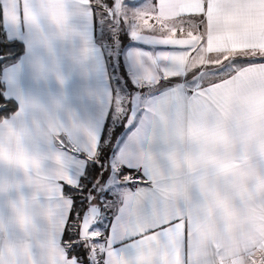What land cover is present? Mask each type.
<instances>
[{
  "label": "crops",
  "instance_id": "1",
  "mask_svg": "<svg viewBox=\"0 0 264 264\" xmlns=\"http://www.w3.org/2000/svg\"><path fill=\"white\" fill-rule=\"evenodd\" d=\"M27 2L36 18L34 24L24 19L25 0H0L5 32L25 46L24 54L2 70L5 95L17 102L18 110L0 121V131L7 126L25 136L26 149L44 169L46 194H38L37 205L26 208L35 227V239L40 242L46 237L55 264H74L65 260V245L61 240L71 206L68 199L71 195L65 193L64 186H76L67 182L77 179L80 183L88 163L95 159L96 137L99 136L100 142L114 105L105 47L111 41V34L98 21V13L103 18L106 7L102 9L94 0L91 10L81 8L77 0H65L69 31L64 34L41 9L44 0ZM13 4L19 13L18 23L10 22L7 17ZM193 12H204L208 19L210 40L199 52L204 59L207 54H217L218 61L264 51V0H173L168 15ZM132 39H125L124 48L127 49ZM197 43L198 39L194 46ZM136 50L163 49L158 45L147 47L143 41L136 40V45L125 51L131 74L143 82V69L133 58ZM180 55L182 66L169 70L177 74V79L187 70L186 52ZM225 63L230 60L225 59ZM155 71L159 69L153 68ZM207 74L199 77L194 87L175 81L158 92L148 93L141 88L144 86L132 89L128 101L132 105L128 107L124 129L110 159L119 169L122 163H131L129 169L137 176L131 174L134 183L125 181L126 185H117L109 191L106 205L109 204L110 219L102 238L108 264H113L114 257L122 259L123 254L131 255L133 248L152 244L159 249V264H193L190 230L180 240L149 231L161 218L180 216L185 220L166 194L162 158L179 150V134L183 130L217 124L242 104L264 99L262 64L233 65L220 84L201 89L200 84L207 82ZM30 193L24 170L0 158V224L8 226L10 236L17 235L10 203ZM133 195L139 197V216L125 221L114 232V225L126 217L127 202ZM41 211L47 216L45 225L39 219ZM110 234L111 244L107 245ZM33 252L38 264H42L43 249L38 243ZM249 264H258L255 252Z\"/></svg>",
  "mask_w": 264,
  "mask_h": 264
},
{
  "label": "clouds",
  "instance_id": "2",
  "mask_svg": "<svg viewBox=\"0 0 264 264\" xmlns=\"http://www.w3.org/2000/svg\"><path fill=\"white\" fill-rule=\"evenodd\" d=\"M179 150L162 158L166 194L185 216L193 243V264H249L255 252L264 264V99L242 104L217 124L192 126L179 134ZM28 158L29 195L10 203L17 235L0 224V264H38L33 249H43L42 264H55L46 237L35 239L26 208L45 195L44 169L25 147V136L0 131V158L5 154ZM42 225L46 214L39 216ZM190 221V222H189ZM137 257L140 259L137 260ZM155 244L131 249L113 264H159Z\"/></svg>",
  "mask_w": 264,
  "mask_h": 264
},
{
  "label": "snow or ice",
  "instance_id": "3",
  "mask_svg": "<svg viewBox=\"0 0 264 264\" xmlns=\"http://www.w3.org/2000/svg\"><path fill=\"white\" fill-rule=\"evenodd\" d=\"M77 3L81 8L91 10L92 0H77ZM101 7H106L110 17L114 19L123 18L125 24L129 25L130 35L133 39L143 41L149 45L162 46L163 50L161 51L144 52L136 50L133 53L135 62L143 69L141 77L144 85L155 86L160 84L162 78L171 81L172 77H177L174 71L170 73L169 70H174L182 66L180 54L191 50L194 46V41L197 39L200 45H205L210 40L208 19L205 13L193 12L181 13L178 16L168 15L173 8V0H154V2L147 7L132 12L130 16L127 14L124 0H112L110 7L102 3ZM41 9L51 18L53 23L59 28L61 34L69 31V14L66 11L65 0H44L41 4ZM7 17L12 23L19 22L20 17L15 4L11 6V10L7 13ZM24 19L29 23L34 24L36 22V18L27 0H25L24 3ZM169 21H171V23ZM186 23H191L195 30L193 31L190 29L188 32H185L184 26ZM201 28H203V32H201ZM157 32L159 33L158 35H153V33ZM225 59L230 60V63H225ZM237 64L264 65V52H253L250 57L233 56L221 58L207 65H200L201 68L207 67L209 69L207 82L200 84L201 89L220 84L223 81L224 74L230 73L232 66ZM147 65H151L152 67ZM153 68L159 69V71L153 72ZM202 75V73H193L194 77ZM184 83L190 87H194L197 84V80L194 78H186ZM116 112L117 114H122L124 112V108L119 101H117ZM96 139L98 140L96 145L98 149V135ZM3 158L24 167L28 165V158L23 153L17 156L5 154ZM131 166V163H122L120 165V167L124 169H128ZM89 174L94 176L95 170H92ZM123 180L131 183L133 177L130 173L125 174L123 175ZM67 184L79 186V181L77 179L74 182L69 181ZM132 197L133 199L127 202L126 217L122 218L114 225V232H117L118 228L125 221H131L139 216V197L135 195ZM68 199L71 202L68 213V221H70L72 219L73 208L72 198L69 197ZM97 213H99V218H101L98 204H92L82 218H79V213H77L80 226L75 234L71 230L73 225L70 222L65 223L61 240L65 245L66 261H74V264H93L92 259H84L86 255H89L94 258L95 264H101V257H103V264H108L107 253L104 251L105 245L101 242L103 233L93 228V225L97 221L95 218ZM149 231L155 232L157 235L180 240L187 232L186 222L180 216L175 218H161ZM111 235L112 234H110L107 245L111 244ZM98 245L100 247H97ZM85 249L88 250L87 253ZM71 253H75V255ZM78 257H80V259H78Z\"/></svg>",
  "mask_w": 264,
  "mask_h": 264
},
{
  "label": "rangeland",
  "instance_id": "4",
  "mask_svg": "<svg viewBox=\"0 0 264 264\" xmlns=\"http://www.w3.org/2000/svg\"><path fill=\"white\" fill-rule=\"evenodd\" d=\"M97 4V6L101 7V4H105L108 1L107 0H94ZM154 0H124V5L126 7V11L127 14L130 16L132 14V12L136 11V10H140L143 9L145 7H147L148 5H150L151 3H153ZM112 4V1L110 3V5ZM106 5V4H105ZM103 9V7H101ZM105 8V7H104ZM102 14L98 13V21L101 24V28L103 27V29H105V31L107 33H110L111 36V41L107 42L105 47H106V52L109 56H107V63L109 64V67L112 68V72H110L112 74V83H114V87L116 88V91L114 92V107H113V123L117 124V125H123L125 124V120H126V116L127 113L130 111L128 107H131V105L129 104V99H131V94L134 90H132L134 87L138 86H144L141 88H144L148 93H152L154 91L158 92V91H162V89L166 88L167 86H172L174 85V82H180V81H185L186 78L188 79H192L193 73H203L206 74L208 73L209 69L207 67L201 68L200 65H207L210 62H215L217 59V54H207L205 59L203 58L202 54H199L200 51H202L203 47L202 45L198 43L189 51L186 52V72L184 73V75L179 76V79H177V77H172L171 81L169 80H161L162 83H160L159 85H155V86H148V85H143V82H140L137 79H134L133 75L131 74V70L128 67L126 61H125V51L132 47V45H136V39L134 41L131 40V44L129 43L127 49L124 48V46H120L121 43V38H120V34L122 32L125 31V34L128 38H132L130 35V28L129 25L125 24L123 18H112L108 15L107 13V9L106 11H103V18ZM171 23V21H169ZM195 30L194 26L191 23H186L184 26V30L185 32H188L189 30ZM201 32H203V28H201ZM159 33H153V35H158ZM108 41V40H107ZM131 45V46H130ZM145 46L149 47L148 44H145ZM155 52V51H154ZM264 52V51H263ZM253 51L251 52V54H249L250 57L252 56ZM215 57V59H214ZM121 61V63H120ZM122 65L123 69H121ZM204 71V72H203ZM123 73L125 74V76H123ZM126 76L130 79L128 81L125 80ZM125 77V78H124ZM198 79L197 81H199V77L201 76H196ZM185 85H187L186 83H184ZM189 86V85H188ZM114 87H113V91H114ZM133 87V88H132ZM140 93V92H139ZM135 98V97H134ZM117 101H119L123 108H124V112L122 114H117L116 112V108H117ZM136 102V101H133ZM119 138V137H118ZM118 170L119 168H116V166H114L111 162V170L108 171H104V173L101 175V178L105 179L106 178V182H105V187L104 190L107 191L110 195V190L115 187V186H119L122 184H125V181L123 180V177L118 176ZM105 181V180H104ZM135 181L131 182L134 183ZM126 185V184H125ZM90 192H85V197L89 198L90 196ZM101 203H103V206L106 205V203H109V197H106L104 194H102L101 196ZM92 202V204H98L100 206V201L98 200H93V198L89 201ZM102 205V204H101ZM105 207L109 208V204H107ZM100 222H102V224H106V220L101 219ZM93 228L95 230L100 231L101 233H103L104 235V228L103 226L99 225L98 223H95L93 225ZM103 235L101 237V242H102V238ZM97 247H100L99 245Z\"/></svg>",
  "mask_w": 264,
  "mask_h": 264
},
{
  "label": "trees",
  "instance_id": "5",
  "mask_svg": "<svg viewBox=\"0 0 264 264\" xmlns=\"http://www.w3.org/2000/svg\"><path fill=\"white\" fill-rule=\"evenodd\" d=\"M108 2L105 3L108 7H110V3L112 0H107ZM2 9L0 6V121L2 119L9 118L13 116L16 111L18 110V104L15 100L7 98L5 95V86L4 82L2 80V70L5 66L13 63L14 61H17L22 54H24L25 46L24 43L17 39L10 38L7 33L4 30V26L2 25ZM121 43L120 46H124L125 39H127V36L125 34V31L120 34ZM130 40V38H129ZM121 63V61H120ZM121 69H123L122 65L120 64ZM109 67V64H108ZM110 72H112V69L109 67ZM113 73V72H112ZM123 76L125 74L123 73ZM125 78V77H124ZM127 79V80H126ZM126 81L130 82L129 78L126 76ZM163 80V79H161ZM160 80V83L162 81ZM165 80V79H164ZM114 87V83H113ZM133 88V87H132ZM116 91V88L114 87V92ZM114 107V106H113ZM113 107L110 110L108 117L106 119L103 133L100 138L99 147L97 150V154L95 159H91V161L88 163L85 172L83 173L79 186H64L65 193L71 195V198L73 199V211H72V219L68 222H70L73 227L72 231L77 232L78 227L80 226V221L77 218V213H79V218H82V215L85 211V209L89 205V201L93 198V200L100 201V207L102 209L101 218H99L96 223L103 226L104 228V235L107 230V223L110 219V209L103 206V203H101V196L104 194L106 197H109V193L104 190L103 187H105L106 178L102 179L101 175L104 173V171L111 170V159L112 154L115 149L116 142L118 140V137L120 136L122 130L124 129L123 125H117L116 123H113ZM95 170V175H90L89 173ZM136 175V172L131 169H124L120 168L118 170V176H123L125 174ZM137 176V175H136ZM105 180V181H104ZM89 198H86L85 192H90ZM102 204V205H101ZM106 220V224H102L100 220ZM85 252L87 253L88 250L85 249ZM75 255V253H71ZM80 259V257H78ZM84 259H92L93 264H95V260L92 256L86 255ZM101 263H102V257H101Z\"/></svg>",
  "mask_w": 264,
  "mask_h": 264
},
{
  "label": "water",
  "instance_id": "6",
  "mask_svg": "<svg viewBox=\"0 0 264 264\" xmlns=\"http://www.w3.org/2000/svg\"><path fill=\"white\" fill-rule=\"evenodd\" d=\"M91 205H92V203H89V205H88V207L85 209L84 213H85L86 211H88V209L91 207ZM99 208H100V217H101L102 209H101L100 206H99ZM84 213H83L82 217L84 216ZM95 218L97 219V221L99 220V213L96 214Z\"/></svg>",
  "mask_w": 264,
  "mask_h": 264
}]
</instances>
